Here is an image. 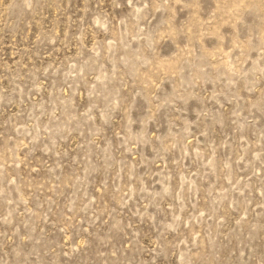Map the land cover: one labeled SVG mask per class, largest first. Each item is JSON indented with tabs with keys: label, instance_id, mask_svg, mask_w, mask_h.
<instances>
[{
	"label": "rangeland",
	"instance_id": "rangeland-1",
	"mask_svg": "<svg viewBox=\"0 0 264 264\" xmlns=\"http://www.w3.org/2000/svg\"><path fill=\"white\" fill-rule=\"evenodd\" d=\"M0 264H264V0H0Z\"/></svg>",
	"mask_w": 264,
	"mask_h": 264
}]
</instances>
